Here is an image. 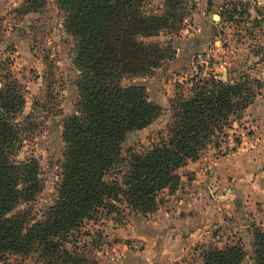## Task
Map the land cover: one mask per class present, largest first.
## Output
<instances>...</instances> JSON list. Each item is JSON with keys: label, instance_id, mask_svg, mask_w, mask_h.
I'll use <instances>...</instances> for the list:
<instances>
[{"label": "trees", "instance_id": "1", "mask_svg": "<svg viewBox=\"0 0 264 264\" xmlns=\"http://www.w3.org/2000/svg\"><path fill=\"white\" fill-rule=\"evenodd\" d=\"M181 2L165 0L163 15L148 16L142 0H56L63 28L74 42L78 102L62 123L56 199L36 220L32 205L43 190L38 162L15 160L23 143L24 95L13 82L0 87V261L35 255L44 264H98L91 250L100 237L83 232V224L103 211L116 213L117 203L129 214L154 213L161 205L159 195L179 187L177 171L226 137L253 103L259 84L197 74L187 94L178 92L169 101L166 136L145 152L128 150L123 160L126 135L154 122L162 109L149 101L143 87L120 83L150 76L171 57L169 46L146 45L138 38L177 30ZM125 163L121 181L108 180L109 172ZM82 237L91 238L80 247ZM252 239V264H264V230L253 229ZM201 259L203 264H244L246 254L236 243L205 247Z\"/></svg>", "mask_w": 264, "mask_h": 264}, {"label": "rangeland", "instance_id": "2", "mask_svg": "<svg viewBox=\"0 0 264 264\" xmlns=\"http://www.w3.org/2000/svg\"><path fill=\"white\" fill-rule=\"evenodd\" d=\"M142 7L148 16H161L166 9L165 0H142ZM177 14L182 19L177 30L138 38L146 45L169 46L171 57L150 76L120 83L121 87H143L149 101L162 109L154 122L126 135L122 157L127 158L128 150L145 152L166 136L169 101L178 92L187 94L195 75L214 74L231 83L247 78L259 84L255 100L233 122L227 136L213 141L198 158L205 164L231 160L240 175L239 184L250 186L225 215L229 222L212 228V237L219 238L207 247L239 243L246 254L244 264H252V231L264 230V0H182ZM74 56V42L63 28L56 0H0V87L13 82L24 95L19 119L23 143L15 160L38 162L43 190L32 205L36 220L53 204L61 181L62 123L75 112L78 102ZM127 167L125 163L110 171L108 180L121 181L119 174ZM162 198L160 194L161 202ZM116 207V213L103 211L96 220L83 224V232L100 237L92 257L98 264H149L142 254V240L125 237L135 218L122 204ZM90 238H80L79 246ZM203 248L197 246L182 263L203 264ZM0 264L44 263L30 255L6 256Z\"/></svg>", "mask_w": 264, "mask_h": 264}, {"label": "crops", "instance_id": "3", "mask_svg": "<svg viewBox=\"0 0 264 264\" xmlns=\"http://www.w3.org/2000/svg\"><path fill=\"white\" fill-rule=\"evenodd\" d=\"M177 173L179 187L172 193H161V205L154 213H128L135 219L125 237L142 240V254L149 264L182 263L197 246L207 247L212 242V228L229 222L225 215L249 186L239 184L237 168L226 158L210 164L204 159L189 161Z\"/></svg>", "mask_w": 264, "mask_h": 264}, {"label": "built area", "instance_id": "4", "mask_svg": "<svg viewBox=\"0 0 264 264\" xmlns=\"http://www.w3.org/2000/svg\"><path fill=\"white\" fill-rule=\"evenodd\" d=\"M219 149H220V148H219ZM218 238H219V236H216V235H215L214 237H212V242H213V243H216V242H217L216 240H217Z\"/></svg>", "mask_w": 264, "mask_h": 264}]
</instances>
